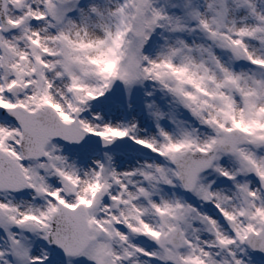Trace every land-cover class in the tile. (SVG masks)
<instances>
[{
  "label": "snow or ice",
  "instance_id": "6c2138e0",
  "mask_svg": "<svg viewBox=\"0 0 264 264\" xmlns=\"http://www.w3.org/2000/svg\"><path fill=\"white\" fill-rule=\"evenodd\" d=\"M0 264H264V0H0Z\"/></svg>",
  "mask_w": 264,
  "mask_h": 264
}]
</instances>
